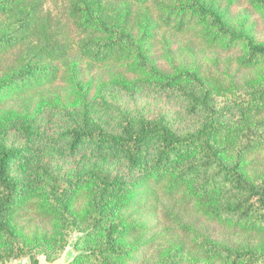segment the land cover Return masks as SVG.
I'll return each mask as SVG.
<instances>
[{"label": "trees", "instance_id": "trees-1", "mask_svg": "<svg viewBox=\"0 0 264 264\" xmlns=\"http://www.w3.org/2000/svg\"><path fill=\"white\" fill-rule=\"evenodd\" d=\"M248 5L264 18V0ZM232 15L231 5L219 0H0V108L54 86L76 61L82 64H73L78 74L125 64L136 76L156 79L154 87L179 95L188 114L201 115L190 132H177L163 118L139 116L133 122L123 118L116 131L86 120L61 134L70 153L89 147L126 163L123 175L96 174L99 184L84 220L68 212L80 182L55 180L49 186L68 214L64 252L71 235L79 234L68 264H150L162 225L179 235L180 255L200 252L208 264H264V169H250L264 154V79L240 84L241 74L264 68V42L234 28ZM168 35L234 54L228 60L235 65L230 82L223 83L222 74L204 77L200 68L173 75L160 71L150 53ZM219 98L226 99L233 120ZM26 161L23 151L0 146V233L7 231L8 214L21 206L23 188L11 166ZM145 206L158 226L135 220L132 209ZM213 226L260 242L220 245L211 236ZM201 228L206 238L196 237ZM30 253L18 246L6 256ZM181 262L174 257L166 264Z\"/></svg>", "mask_w": 264, "mask_h": 264}, {"label": "rangeland", "instance_id": "rangeland-1", "mask_svg": "<svg viewBox=\"0 0 264 264\" xmlns=\"http://www.w3.org/2000/svg\"><path fill=\"white\" fill-rule=\"evenodd\" d=\"M219 1L231 5L233 15L230 22L234 28L248 33L257 42H264V18L249 10L248 0ZM167 37L150 53L156 56L160 71L173 75L200 68L204 77H220L222 74L223 83L230 82L235 74V65L228 60L234 58V54L225 55L216 49H205L199 41L187 36ZM75 63L82 65L72 61L64 78L54 86L39 94L9 101L6 107L0 108V146L23 151L27 158L25 163H13L10 169L12 178L18 182L19 188H23V193L18 197L21 206L7 216V231L0 233V264H56L72 247L74 255V243L79 234L71 235V244L64 252L65 238L70 233L66 225L68 214L65 213V202L51 195L49 186L55 180L72 185L80 182L81 188L70 198L68 212L71 218L84 220L92 191L99 184L95 180L96 174L103 172L116 176L126 172L123 160L93 148L70 153L69 141L61 137L63 132L82 126L86 120L116 131L123 118L133 122L144 116L163 118L174 130L182 133L193 131L201 120V115L188 114L186 101L179 95L154 87L152 83L156 79L136 76L125 69V64L92 71L85 68L78 74L74 70ZM240 76V84L262 80L264 68L244 72ZM226 102L224 98L218 100L220 108L229 113ZM229 118L231 121L234 117L229 113ZM251 168L255 171L264 169V154L252 161ZM249 173L254 176L253 170ZM147 209L148 206L142 210L132 209L135 220L158 226L159 219L150 221ZM161 227L160 236L163 237L150 264H166L174 257L181 258V264H208V258L200 252L187 251L180 255L177 232L169 230L166 225ZM196 233L197 238L204 236L203 228L197 229ZM211 236L218 244L231 248L260 242L221 226H213ZM18 246L31 251L29 257L7 258L6 253ZM58 256H61L60 260L50 261Z\"/></svg>", "mask_w": 264, "mask_h": 264}, {"label": "water", "instance_id": "water-1", "mask_svg": "<svg viewBox=\"0 0 264 264\" xmlns=\"http://www.w3.org/2000/svg\"><path fill=\"white\" fill-rule=\"evenodd\" d=\"M73 257L74 256H73V247H72L71 250L66 252L63 259L57 262L56 264H68L73 259Z\"/></svg>", "mask_w": 264, "mask_h": 264}]
</instances>
